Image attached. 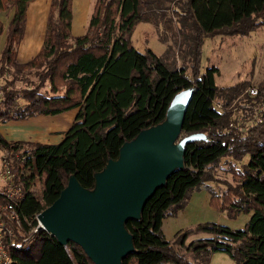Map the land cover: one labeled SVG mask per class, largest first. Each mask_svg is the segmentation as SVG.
I'll return each instance as SVG.
<instances>
[{
    "label": "trees",
    "instance_id": "16d2710c",
    "mask_svg": "<svg viewBox=\"0 0 264 264\" xmlns=\"http://www.w3.org/2000/svg\"><path fill=\"white\" fill-rule=\"evenodd\" d=\"M32 1L0 0V13L13 9L6 29L0 19V35L6 36L0 76L9 75L5 81L11 86L0 87V123L73 108L77 114L57 144L10 142L0 134V150L11 153L23 187L17 201L22 227H15L7 242L9 264H94L74 242L60 244L45 230L31 231L37 225L35 214L57 199L71 175L92 189L95 173L118 157L122 144L162 122L173 97L186 89L191 99L179 138L193 133L204 138L185 144L183 167L172 171L146 200L139 219L126 221L135 250L122 264H210L211 254L218 251L237 264H264V117L243 134L229 128L230 114L220 111L215 101L228 99L244 83L217 86L216 67L200 73L204 38L245 35L264 25V0H94L87 28L77 36L71 32L73 0H51L42 45L33 58L20 63L16 48ZM169 5L176 21L175 41H184L190 75L186 66L169 65L150 49L138 51L129 39L140 22L168 23ZM17 82L26 85L14 90ZM226 155L238 160L248 155V161L234 173L233 190L222 196L210 193L209 204L228 209L231 216L240 211L251 215L242 228L198 225L196 230L210 236L189 243L188 260L165 238L163 220L184 207L208 179V167ZM187 235L177 233L175 243L183 246Z\"/></svg>",
    "mask_w": 264,
    "mask_h": 264
},
{
    "label": "rangeland",
    "instance_id": "374dc122",
    "mask_svg": "<svg viewBox=\"0 0 264 264\" xmlns=\"http://www.w3.org/2000/svg\"><path fill=\"white\" fill-rule=\"evenodd\" d=\"M42 1H37L38 3L35 4L38 5ZM92 4L93 0L73 1L72 32L74 35L82 34L86 30ZM46 5H48L47 1ZM33 8L31 9L33 10ZM172 8L173 5H169V9L166 10L168 23L161 21L157 25L140 22L132 30L129 39L131 45L138 51L145 52L150 49L169 65L186 66L187 74L190 75L191 71L187 66V60L183 57L184 41H175L176 21L172 15ZM10 14L11 9L0 13V19L4 23L5 29ZM22 43L17 46L15 54L17 62L20 63L33 58L36 51L29 55H22ZM169 48L170 50H168ZM211 67H216L218 70L214 77L217 86L231 87L237 83H244L245 85L243 89L232 93L223 102L221 100L215 101L220 111L230 114L228 127L236 128L243 134L252 125L262 122L264 117V90H260V86L264 84V25H257L254 30L245 35L219 33L205 37L202 45L200 73H204ZM5 78H10V76H0V87H11ZM25 85L22 82H17L13 89L22 90ZM76 114L77 108H73L55 115H43L48 117L50 121L39 124L38 128L46 129L47 126H52L55 123L61 126V128L55 129L57 133L50 135L45 143H59L64 132L73 123ZM0 124V128H3V123ZM35 126L32 124L28 128L32 129ZM247 161L248 155L241 160L231 155L221 157L208 167V179L193 191L184 207L179 209L176 215L163 220L162 230L165 238L188 260H191V254L186 251L189 243L210 236L207 232L196 230L198 225L216 223L230 228H242L249 220L251 214L240 211L235 216H231L228 209L213 207L209 204L210 193L222 196L229 189L233 190L237 183L233 175L235 172L241 171L243 164ZM39 189L40 185L37 184L35 186L37 194L40 192ZM185 231L188 232V235L184 245L180 246L175 243L176 234L179 233L180 236ZM210 264L237 263L226 253L218 251L211 254Z\"/></svg>",
    "mask_w": 264,
    "mask_h": 264
},
{
    "label": "water",
    "instance_id": "95a60500",
    "mask_svg": "<svg viewBox=\"0 0 264 264\" xmlns=\"http://www.w3.org/2000/svg\"><path fill=\"white\" fill-rule=\"evenodd\" d=\"M190 99V89L178 92L162 122L124 142L118 157L95 173L92 189L69 176L57 199L37 215L38 229L60 244L79 245L94 264H122L135 250L126 221L139 219L146 200L183 167L185 144L204 138H179Z\"/></svg>",
    "mask_w": 264,
    "mask_h": 264
},
{
    "label": "crops",
    "instance_id": "0c3cea01",
    "mask_svg": "<svg viewBox=\"0 0 264 264\" xmlns=\"http://www.w3.org/2000/svg\"><path fill=\"white\" fill-rule=\"evenodd\" d=\"M37 1H40V0L32 1L28 5V8H27L24 37L22 41L20 42V43L23 42L22 43V47H23L22 55L32 54L35 50H36L35 51V54H36L39 51L42 45V42H43L42 36L44 37V33H45L46 19H47L50 1L43 0L38 5L35 4V3H38ZM46 1L48 2V5H46ZM93 3H94V0H93ZM31 8H33V10ZM91 8H92L91 13H92L93 4ZM12 15H13V9H11L10 18L12 17ZM10 18L7 21V25L10 21ZM73 18H74V14H73ZM72 24H73V19H72ZM71 32H72V26H71ZM74 36H77V35H74ZM5 37H6L5 32L2 35H0V51L2 50L4 46ZM48 121H50L49 118L43 115H38V116H34V117L27 118V119H22V120L6 121V122H3L2 124L4 125L3 128H0V134L2 135L3 138H5L7 141H10V142L35 141V142L45 143L47 142L48 137L50 135L57 133L55 129L61 128V126H59L57 123L53 124L52 126L51 125L47 126L46 129H40V127L38 128L39 124H42ZM32 124L36 125L35 128H32V129L30 127L28 128V126ZM0 186H1V182H0Z\"/></svg>",
    "mask_w": 264,
    "mask_h": 264
},
{
    "label": "built area",
    "instance_id": "2783aa9c",
    "mask_svg": "<svg viewBox=\"0 0 264 264\" xmlns=\"http://www.w3.org/2000/svg\"><path fill=\"white\" fill-rule=\"evenodd\" d=\"M215 106L218 108L217 104ZM18 157L19 154L16 153V158ZM0 182V190L3 195V201H0V264H9L12 258L7 251V242L13 239L14 228L22 227L17 201L23 195V187L13 171V157L10 152L5 150H1L0 153ZM39 213L34 216L37 225L31 231L40 230L38 229L39 222L37 220Z\"/></svg>",
    "mask_w": 264,
    "mask_h": 264
}]
</instances>
